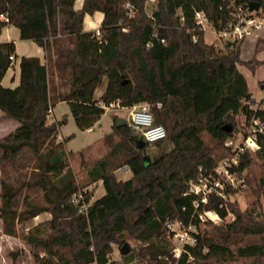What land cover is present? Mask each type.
<instances>
[{"label": "trees", "instance_id": "1", "mask_svg": "<svg viewBox=\"0 0 264 264\" xmlns=\"http://www.w3.org/2000/svg\"><path fill=\"white\" fill-rule=\"evenodd\" d=\"M250 1L157 0L150 13L148 0H83L79 9L75 0H0V35L15 25L20 38L35 41L47 58L43 63L38 56H22L20 83L4 86L16 43L0 41V120L19 123L0 137V217L4 233H21L31 245L35 264H130L136 258L146 264H229L239 258L264 264V210L256 205L241 210L217 194L197 209L200 195L186 193L191 180L213 170L215 150L235 135L239 114L264 123V97L257 108L250 105L253 96L238 66L255 72L264 60L241 58L243 38L207 42L197 22L201 12L221 32L239 20L240 10L252 13ZM257 1L264 10V0ZM95 11L104 14L99 35L83 27L85 15ZM63 101L81 130L102 118L101 102H148L155 122L167 132L154 145L166 139L173 146L150 157V143L140 145V134L127 124L116 126L115 116L113 129L122 138L125 158L118 164L109 158L96 162L89 175L92 182L103 181L106 193L91 202L86 192L89 205L80 211L72 202L79 186L69 166L67 138L57 141L67 118L48 119ZM259 143L257 154L264 161V133ZM250 163L246 151L232 170L241 173ZM123 165L131 169L128 179L117 177ZM259 185L264 201V173ZM35 190L42 192L43 203L32 197ZM202 210H214L222 219L232 213L234 219L202 230ZM43 212L51 219L20 232V224ZM170 220L198 226L196 244L179 257L167 228ZM127 235L137 249L130 248L120 261L112 254Z\"/></svg>", "mask_w": 264, "mask_h": 264}, {"label": "rangeland", "instance_id": "2", "mask_svg": "<svg viewBox=\"0 0 264 264\" xmlns=\"http://www.w3.org/2000/svg\"><path fill=\"white\" fill-rule=\"evenodd\" d=\"M156 1L157 0H148V12L151 13L155 9ZM76 3L77 6H79V4H81V0H77ZM127 6L129 7V4ZM81 7L82 6H80L79 8ZM260 10L262 9L254 10L253 13H258V11ZM202 26L205 31V40L209 43L220 44L224 42V40H233V36L222 35L220 32H217L207 20H204ZM253 34H255L254 31L243 38V40L248 37L250 38L248 39L249 43L247 40L242 46L241 57L243 59H246V61L255 57L254 55L257 56V54H264V40L261 39L259 41L258 50H255V44L251 39ZM24 49L25 51L29 52L32 51L30 47H26ZM239 67L245 73L249 87L254 93L252 95L253 97L250 101V105L254 106V108H257L259 106L260 100L264 97V64H262V66L258 68L256 74H253L250 68L245 64H241L239 65ZM105 88L106 81L100 88L96 90V94L100 96L104 92ZM52 109L54 117H56L58 120H61L63 117L67 118L66 123H64L59 129V134L62 136V138L58 136L57 141L67 138L64 146L65 149L70 152L68 162L69 166L72 168L75 174V180L79 186L78 192L83 193V200H86L85 193L88 192L91 195L92 202L95 199L103 196L106 193V189L103 185L102 180H98L95 182L91 181L89 175V171L91 170V168L96 164L98 160L102 158H109L112 162H114V164L120 163L125 158L124 153L120 148L122 138L118 133L114 131L113 124L114 117H126L127 110H120L116 108L106 109V112L103 114L102 118L98 122H96L94 126L86 130H81L77 127L69 103L65 101L59 102L55 104ZM237 119L238 124L235 135L230 137L226 141L225 146L218 147L215 150L217 163L223 159L231 158L236 154L237 151H239V145L243 142V138L244 136H246V132H248L251 128L252 122L246 121L244 115L239 114ZM204 138L207 142L213 144V140L207 133L204 134ZM230 140H232V143H229ZM146 143L147 142L143 138H141L139 141L140 145H145ZM172 146L173 145L166 139L163 141V144L161 146L150 143V146L147 148V153L150 157H154L163 151L169 150ZM258 149L246 150L249 152L251 163L247 168L239 173V177L241 180H243V182H241L237 186L227 188L229 190V193H225L226 199H230L232 202L236 203L241 208V210L251 209L254 205H256L259 210H264L263 195L261 187L259 185L260 177L264 173V161L257 154ZM7 168L11 169L10 166H8ZM116 174L120 179H128L132 176L131 169L126 165L118 168L116 170ZM13 175L14 173L12 174V176ZM31 195L40 203H43L45 201L42 192L39 190L32 191ZM51 217L52 215L49 212H43L35 218L23 224H20V232L27 231L29 228H32L41 222L51 219ZM233 219L234 215L232 213H229V215L225 219L219 220L218 222L203 223L201 225V229H210L215 224H222ZM1 234H3V231H1L0 229V264H35L33 249L31 245L23 238L21 233L17 236H3ZM125 242L129 243L130 248L137 249V242L133 237L127 235V240ZM172 242L173 245H175V240L172 239ZM112 257L122 261V253L120 252V248L118 246L114 247ZM254 261V259L239 258L230 262L229 264H253ZM130 264H146V262L140 258H136Z\"/></svg>", "mask_w": 264, "mask_h": 264}, {"label": "built area", "instance_id": "3", "mask_svg": "<svg viewBox=\"0 0 264 264\" xmlns=\"http://www.w3.org/2000/svg\"><path fill=\"white\" fill-rule=\"evenodd\" d=\"M247 13L243 10L239 12V20L230 28L221 31L222 35L233 36V39L244 38L252 31L264 27V10L258 13ZM203 16V17H202ZM207 20L205 14L197 13V22L203 24ZM97 34H100L99 29ZM14 60V56H10ZM256 102V101H255ZM105 109H120L127 110V125L148 143H154L167 136L166 128L163 124L155 122V116L151 109V104L148 102L137 103L133 105H123L120 101H113L108 104L101 102ZM161 106V103H158ZM52 111V110H51ZM49 122L53 123L56 120L50 113L48 116ZM251 128L246 132L243 142L239 145V151L231 158H226L219 161L211 172L207 175L198 177L196 180H191L188 183V192H194L200 195V200H197L195 205L200 208L202 203H207L212 194H217L226 197V189L239 185L243 180L240 179L238 172L233 171L234 165L238 164L239 157L247 149H258L260 147L259 134L264 133V123L260 119L253 117L251 120ZM229 143H232L230 140ZM72 202L79 206L80 211H85L89 203L83 200V193L73 195ZM201 223L218 222L222 218L214 210H202L199 212ZM168 231L172 234L175 240L174 252L177 257L183 252L187 245H194L197 242L198 226L190 223L184 224L180 220H170L167 223Z\"/></svg>", "mask_w": 264, "mask_h": 264}, {"label": "crops", "instance_id": "4", "mask_svg": "<svg viewBox=\"0 0 264 264\" xmlns=\"http://www.w3.org/2000/svg\"><path fill=\"white\" fill-rule=\"evenodd\" d=\"M76 1L77 0H75V8H79L80 6L83 5V0H81V4H79V6H77ZM103 18H104L103 12H99V11H97L93 14H86L84 17V22H83L84 30H98L101 26ZM260 31H262V32H260ZM254 33L255 34H253L251 39H252V42L255 44V47H256L255 50H258L259 41L261 39L264 40V27L257 29V30H254ZM248 39H250V38L248 37V38L243 40V43L241 45V54H242V46ZM0 41H14L16 43V55L14 57L13 65L7 70L5 76L2 80V84L4 86L15 87L20 83V75H21L20 60H21L22 56H24V55H26V56H38V57H40V59L43 63H46V61H47L46 53H45L44 49L41 46H39L33 40L21 39L20 38V30L15 25H9V26H6L3 28L2 33L0 35ZM25 41H28V42H25ZM25 43H30V44H25ZM248 43H249V40H248ZM26 45H29V46H26ZM26 47H28V48L30 47L32 51H30V52L25 51L24 48H26ZM254 56L259 60H264V54L263 55L257 54V56L256 55H254ZM243 60H246V59H243ZM239 65H241V64H239ZM239 69H240V67H239ZM257 70L255 72H253L252 70L251 71L253 74H256ZM244 75H245V73H244ZM249 89H250V87H249ZM250 91L253 95L254 94L253 91L251 89H250ZM2 114H3V112L0 109V116ZM51 114L53 115V109L51 111ZM53 117H54V115H53ZM54 119L56 121H58V119L56 117H54ZM18 125H19V123L16 120H9V119L0 120V137H3L5 135L13 132L18 127ZM59 137L62 138V136L60 134H59ZM0 189H1V185H0ZM0 202H1V197H0ZM0 227H1L0 228L1 231H3V221H2L1 217H0ZM1 235L12 236V235H8V234L4 233V231H3V234H1Z\"/></svg>", "mask_w": 264, "mask_h": 264}, {"label": "water", "instance_id": "5", "mask_svg": "<svg viewBox=\"0 0 264 264\" xmlns=\"http://www.w3.org/2000/svg\"><path fill=\"white\" fill-rule=\"evenodd\" d=\"M261 7V2L257 1V0H252L249 3V9L251 11L257 10ZM127 124V119L125 117H118L116 120V126H122V125H126ZM120 252L122 254H127L130 252V245L128 242H125L124 245L121 247Z\"/></svg>", "mask_w": 264, "mask_h": 264}]
</instances>
